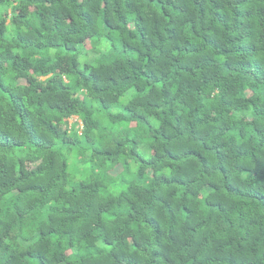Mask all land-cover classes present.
<instances>
[{
    "label": "trees",
    "instance_id": "trees-1",
    "mask_svg": "<svg viewBox=\"0 0 264 264\" xmlns=\"http://www.w3.org/2000/svg\"><path fill=\"white\" fill-rule=\"evenodd\" d=\"M0 264H264V0H0Z\"/></svg>",
    "mask_w": 264,
    "mask_h": 264
},
{
    "label": "rangeland",
    "instance_id": "rangeland-1",
    "mask_svg": "<svg viewBox=\"0 0 264 264\" xmlns=\"http://www.w3.org/2000/svg\"><path fill=\"white\" fill-rule=\"evenodd\" d=\"M91 41H94V39H91ZM110 42V41H109ZM108 41L102 40L101 43L98 45V48L93 49V47H89V42L87 41L85 45L81 46L79 52H78V61L80 63V66H82V63L84 61H94L95 57L98 55V53L106 49L109 44ZM130 97V93H126L122 95L119 99V101L111 108L112 112H118L122 110L123 105L128 101ZM74 120H77L76 117H73L69 120L70 123H72ZM140 153L144 155L145 157H148L149 153L147 151V147L145 144H143L140 149ZM68 158V170L71 176V182L81 180L83 177L87 175L89 163H83L76 159V156L74 153L70 155H66ZM87 161V160H86ZM130 170L126 172L124 170V165L120 163V165H116L112 170H108L105 173L108 176H112L113 180L116 182L127 184L129 181L133 180L135 177V170H136V164L133 161H129ZM107 189L114 191L113 186H109ZM41 210L33 212L28 217L24 218L23 223L24 225L31 226L34 223L35 218L39 215Z\"/></svg>",
    "mask_w": 264,
    "mask_h": 264
}]
</instances>
